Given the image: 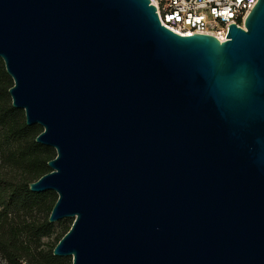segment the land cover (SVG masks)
<instances>
[{
	"label": "water",
	"instance_id": "water-1",
	"mask_svg": "<svg viewBox=\"0 0 264 264\" xmlns=\"http://www.w3.org/2000/svg\"><path fill=\"white\" fill-rule=\"evenodd\" d=\"M244 28L180 35L150 0H0L11 105L56 153L29 189L72 218L54 256L264 264V0Z\"/></svg>",
	"mask_w": 264,
	"mask_h": 264
},
{
	"label": "trees",
	"instance_id": "trees-1",
	"mask_svg": "<svg viewBox=\"0 0 264 264\" xmlns=\"http://www.w3.org/2000/svg\"><path fill=\"white\" fill-rule=\"evenodd\" d=\"M12 85L0 59V257L6 264H71L52 249L72 222H49L56 194L29 189L30 182L50 171L47 162L56 153L35 141L41 127L26 125L23 111L12 107ZM58 232L53 244L43 241Z\"/></svg>",
	"mask_w": 264,
	"mask_h": 264
},
{
	"label": "built area",
	"instance_id": "built-area-1",
	"mask_svg": "<svg viewBox=\"0 0 264 264\" xmlns=\"http://www.w3.org/2000/svg\"><path fill=\"white\" fill-rule=\"evenodd\" d=\"M257 0H150L162 25L180 35L207 33L225 41L230 23L244 28Z\"/></svg>",
	"mask_w": 264,
	"mask_h": 264
},
{
	"label": "rangeland",
	"instance_id": "rangeland-1",
	"mask_svg": "<svg viewBox=\"0 0 264 264\" xmlns=\"http://www.w3.org/2000/svg\"><path fill=\"white\" fill-rule=\"evenodd\" d=\"M65 219L68 220V222L70 221V223L72 222V218H65ZM55 223H56V222H55ZM62 234H63V233H62ZM57 235H59V232H58V233H53L49 238H44L43 241H49V242H51V244H53V243L56 241L55 237H56ZM67 258H68L69 261L71 262L70 257H67ZM0 264H6L5 260H4L2 257H0Z\"/></svg>",
	"mask_w": 264,
	"mask_h": 264
}]
</instances>
